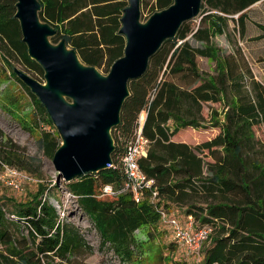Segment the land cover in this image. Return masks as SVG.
Here are the masks:
<instances>
[{"label": "trees", "instance_id": "obj_1", "mask_svg": "<svg viewBox=\"0 0 264 264\" xmlns=\"http://www.w3.org/2000/svg\"><path fill=\"white\" fill-rule=\"evenodd\" d=\"M38 1L40 20L55 30L52 43L64 40L82 63L104 74L122 57L125 40L119 29L127 0ZM260 1L264 2L202 0L198 27L193 29L190 22H184L150 58L144 74L129 82L119 124L111 131L114 151L110 167L63 181L99 234L101 246H108L121 260L132 261L135 232L162 225L161 207L168 213L191 216L196 227L212 228L198 264H264V143L253 130L264 124V83L254 78L239 48L224 54L212 43L215 36L229 38V20L236 23L243 38L247 12ZM15 4L16 0H0V57L8 77L28 98L30 110L22 116L16 110V99L7 111L30 134L36 133L38 148L52 158L60 145L59 135L43 105L17 78L11 64L18 62L43 82V70L30 59L22 42ZM171 4L172 0H153L152 11ZM258 28L261 34L255 40H264V26ZM198 58L215 61L214 73L203 74ZM209 103H219L222 109L220 113L211 109L210 120L205 122L202 108ZM141 113L145 114L142 134L150 145L138 164L153 180L158 198L154 203L149 191L139 203L128 193L117 197L102 194L105 185L118 187L125 180L122 158ZM208 127L219 128V133L195 146L172 140L182 130ZM25 158L12 145L0 147V168L27 170L34 158H26L30 163ZM52 187L58 192L57 186ZM49 190L39 184L25 200L0 197V264H52L55 259L69 264L70 257L85 248L78 229L65 222L45 196ZM174 244L167 248L173 250Z\"/></svg>", "mask_w": 264, "mask_h": 264}, {"label": "water", "instance_id": "obj_2", "mask_svg": "<svg viewBox=\"0 0 264 264\" xmlns=\"http://www.w3.org/2000/svg\"><path fill=\"white\" fill-rule=\"evenodd\" d=\"M201 2L172 0L141 22V0H127L119 29L125 40L123 55L102 74L82 63L64 40L51 42L56 33L40 20L38 0H16L14 17L22 42L43 70V82L18 68L13 72L43 105L59 135L60 145L51 159L58 179L69 182L110 167L111 131L119 124L129 82L144 74L150 58L184 22L198 17Z\"/></svg>", "mask_w": 264, "mask_h": 264}, {"label": "rangeland", "instance_id": "obj_3", "mask_svg": "<svg viewBox=\"0 0 264 264\" xmlns=\"http://www.w3.org/2000/svg\"><path fill=\"white\" fill-rule=\"evenodd\" d=\"M152 4L153 0H141V22H144L153 13ZM233 17L236 19L237 16ZM247 17L246 32L243 38L238 35L236 23L229 20L227 29L229 38L223 35L215 36L212 43L224 54L232 53L239 48L246 58L254 78L264 83V40H255L261 34L258 26H264V2L260 1L252 5L247 12ZM188 22L195 29L199 25V17ZM189 42L192 45H198L192 39H189ZM197 60L199 69L203 74L211 75L214 73L215 61L206 58H198ZM11 64L12 67L31 76V73L27 72L18 62L11 61ZM99 71L104 74L102 70ZM16 99L18 100V109L16 110L23 116L30 110L29 100L19 86L8 77L7 65L0 57V147H3L4 144L12 145L23 157L34 158V162L28 165L27 170L18 171L12 167H7L17 174L15 172L7 174L4 168H0V197L25 200L36 192L39 184L50 188L45 196L55 206L61 218L78 229L85 241V248L79 249L70 257L69 264H198L201 258L200 252L191 256L176 244L173 245V250L167 248L168 244L174 241L171 229L164 224L155 228H142L135 232L136 244L131 251L133 256L131 262L121 260L108 246L102 247L99 234L91 221L80 210L76 200L66 191L63 180L57 178L58 174L53 168L52 158L44 155L38 148L36 133L30 134V131L24 129L7 111L11 101H16ZM211 109L220 113L222 106L219 103L204 105L202 115L205 122L210 120L209 112ZM43 129L48 130L47 127H43ZM253 130L256 139L264 143V124L254 127ZM218 133L219 128L215 127H208L204 130L186 129L180 131L172 140L195 146L211 140ZM26 162L30 163V160L26 159ZM24 176L28 181L23 178ZM9 183L18 186L19 190L10 186ZM53 185L58 187V192L54 190ZM55 197L58 198V202L54 200ZM171 212L173 213V211ZM23 233L26 234V231L23 230ZM52 264H66V262L55 259Z\"/></svg>", "mask_w": 264, "mask_h": 264}, {"label": "built area", "instance_id": "obj_4", "mask_svg": "<svg viewBox=\"0 0 264 264\" xmlns=\"http://www.w3.org/2000/svg\"><path fill=\"white\" fill-rule=\"evenodd\" d=\"M144 120L145 114L141 113L137 119V125L132 138L122 158L125 180L118 187L105 185L102 189L103 195L117 197L120 194L128 193L136 203H139L143 199L145 191H149L151 202H157V193L152 189L153 180L147 178L140 170L138 164L141 158L146 157L150 145V141L142 134ZM4 171L7 174L15 172L11 168H7V166L4 167ZM23 178L28 181L26 176ZM9 185L13 186L10 183ZM13 187L19 190L18 186L14 185ZM158 211L162 224L167 225L171 229L175 244L191 256L199 253L203 244L210 238L212 228L209 226L196 227L191 216H178L175 213L164 211L161 207H159Z\"/></svg>", "mask_w": 264, "mask_h": 264}]
</instances>
